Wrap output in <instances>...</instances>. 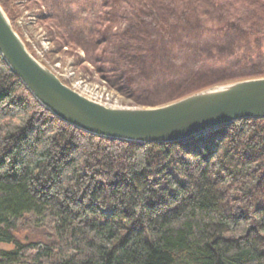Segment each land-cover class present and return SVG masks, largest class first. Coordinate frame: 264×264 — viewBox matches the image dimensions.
I'll return each mask as SVG.
<instances>
[{"label": "trees", "instance_id": "1", "mask_svg": "<svg viewBox=\"0 0 264 264\" xmlns=\"http://www.w3.org/2000/svg\"><path fill=\"white\" fill-rule=\"evenodd\" d=\"M102 4L89 31L51 32L135 98L179 55L233 58L226 40L254 43L246 68L177 98L264 76V0ZM0 264H264V118L168 143L102 137L46 109L0 54Z\"/></svg>", "mask_w": 264, "mask_h": 264}, {"label": "water", "instance_id": "2", "mask_svg": "<svg viewBox=\"0 0 264 264\" xmlns=\"http://www.w3.org/2000/svg\"><path fill=\"white\" fill-rule=\"evenodd\" d=\"M0 54L23 85L61 120L94 135L174 142L241 118H264V76L213 85L158 106L111 107L64 83L36 59L0 4Z\"/></svg>", "mask_w": 264, "mask_h": 264}, {"label": "rangeland", "instance_id": "3", "mask_svg": "<svg viewBox=\"0 0 264 264\" xmlns=\"http://www.w3.org/2000/svg\"><path fill=\"white\" fill-rule=\"evenodd\" d=\"M102 3L103 0H0L16 32L45 66L81 94L111 107L158 106L177 100L179 98L176 96L197 86L189 87L191 82H212L236 76L240 69L246 68L245 63L237 58L243 54H252L250 47L254 43L230 49L227 48L229 40L223 46L218 45L226 51L235 50L233 58H226L225 61H218L214 51L207 56V60H203V55L196 57L192 53H184L169 64L157 83L143 82L148 87H144L141 95L135 98L134 94L112 86L106 74L98 68L101 66L107 69L108 65L94 63L91 59L92 53L82 44L61 43L51 32L55 29L59 34L60 29L64 30V23L67 30L70 26L72 30L89 31L94 25L96 15H100L103 10ZM56 15L63 17L62 22L60 21L62 25L58 24ZM140 99L151 103H143Z\"/></svg>", "mask_w": 264, "mask_h": 264}, {"label": "built area", "instance_id": "4", "mask_svg": "<svg viewBox=\"0 0 264 264\" xmlns=\"http://www.w3.org/2000/svg\"><path fill=\"white\" fill-rule=\"evenodd\" d=\"M31 51V50H30ZM33 53V52H32ZM34 54V53H33ZM35 55V54H34ZM39 59V58H38ZM39 60H41V59H39Z\"/></svg>", "mask_w": 264, "mask_h": 264}]
</instances>
